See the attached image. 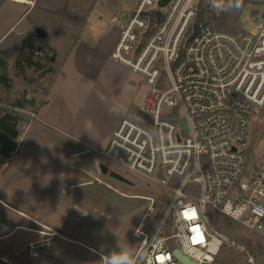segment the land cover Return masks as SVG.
Masks as SVG:
<instances>
[{"label": "built area", "instance_id": "1", "mask_svg": "<svg viewBox=\"0 0 264 264\" xmlns=\"http://www.w3.org/2000/svg\"><path fill=\"white\" fill-rule=\"evenodd\" d=\"M160 1L135 0L121 24L111 58L141 75L147 92L139 116L121 121L103 154L164 189L137 197L148 205L133 233L136 264H183L177 249L216 264L226 245H239L212 213L264 238V133L259 147L250 143L251 123L264 127V11L234 35L199 23L198 0ZM196 23L200 33L189 41Z\"/></svg>", "mask_w": 264, "mask_h": 264}, {"label": "rangeland", "instance_id": "2", "mask_svg": "<svg viewBox=\"0 0 264 264\" xmlns=\"http://www.w3.org/2000/svg\"><path fill=\"white\" fill-rule=\"evenodd\" d=\"M95 1L80 0L82 10ZM202 1L198 0L199 7L201 3L209 6L208 0ZM134 7L135 0H100L96 13L97 16L103 14L102 23L115 31L125 20V14L131 13ZM22 8L24 17L9 31L2 45V48L7 47L5 57L10 81L7 86L0 83V118L6 114L14 115L19 137L18 147L10 158L0 155V176L13 167L22 170L16 203L0 204L1 217L11 224L7 232L0 234V264H101V257L94 251L107 254L113 249L132 256L136 247L133 233L148 205L146 200L137 197H157L164 189L154 180L128 171L103 152L108 149L121 121L139 116L147 92L146 81L110 58L104 64L105 72L99 80L77 76L65 85L59 80L55 89H64L66 103H55L51 98L54 103L49 109L51 120H57L58 125L43 123L41 112L38 111L37 117L36 112L45 102L55 65L49 60L51 51L46 43L55 40L62 53H68L71 50L69 42L75 36L65 38L67 31L58 26L59 20L45 17L43 23L55 30L59 27L60 34L55 39L51 36L42 41L48 57L36 56L35 52L42 50L41 47L27 45L25 50L26 59L31 56L35 61L44 62L45 67L40 70L30 68L25 58L17 67L16 49L8 43L24 28L30 29L33 23L41 22L36 18L38 10L27 12L28 7ZM259 9L264 11V0H250L236 17V31L228 33L240 35L253 28L251 18ZM213 13L215 20L210 25L216 29L224 13ZM112 19L115 21L111 22ZM72 33L75 35L77 31ZM66 55L62 54L57 65L65 61ZM0 58L5 59L1 52ZM72 67L70 62L66 69L72 73ZM51 89L53 91V87ZM263 133L264 127L252 122L250 143L259 147ZM73 150L89 152L74 157L71 156ZM99 163L127 177L134 185L101 174ZM211 216L239 245H226L216 264H249V256L256 264H264V238L261 235L237 222L229 225L228 220L217 213ZM22 226L42 233L18 229ZM42 241L49 243L45 250L41 247L32 250V243Z\"/></svg>", "mask_w": 264, "mask_h": 264}, {"label": "crops", "instance_id": "3", "mask_svg": "<svg viewBox=\"0 0 264 264\" xmlns=\"http://www.w3.org/2000/svg\"><path fill=\"white\" fill-rule=\"evenodd\" d=\"M27 1L30 3H23L19 0H3L0 4V52L5 58L4 60L7 62L5 57L7 47L2 48V45L5 44L3 40L14 25L24 17L25 13L23 12L22 7H28L27 12L30 10H38V16L36 18L41 22L33 23L30 29L29 27L24 28L17 37L8 43L9 45H13L16 49L15 59L19 57L23 48L27 47V45L41 47L43 50L42 41L47 40L51 36L55 39L59 34V27L67 31L64 35L65 38L75 36L74 40H70L69 42L71 43V50L68 53L64 51L62 53V50L57 46L55 40L52 41L51 44L46 43L50 48V51L51 49L56 50L57 60L54 62V67H52L54 68L53 77L48 85L46 95L44 96L45 102L38 108L36 117L38 111H40L44 117V120H42L43 123L58 125L57 120H51L49 112L52 103H66L64 89H55L58 81L60 80L62 84L65 85L70 82V79L76 78L77 76L88 77L92 80L98 78L97 80H99L105 72L103 68L104 64H107L110 61V55L117 44L121 32V26L115 31L106 28L105 24L102 23L105 16L103 14L97 16L96 13L97 4L100 0H96L88 9L86 8L83 10L80 0ZM48 16L51 18L55 17L59 20V27L58 29L56 28L57 30H55V28H50L43 23V21H46L45 17ZM74 16L75 20H72V17ZM126 16L127 13L125 14V18ZM114 21L115 19L111 20V22ZM72 31H77V34L74 35ZM65 53L67 54L65 61L61 63V65H57L62 58V54L65 55ZM70 62L72 66H74L72 67V69L74 68L72 73L66 69ZM52 87L53 91H51ZM47 95H50V97L46 98ZM55 97L56 100H54ZM51 98L54 102H51ZM31 128H33V122L31 123ZM39 128H37V130H39ZM39 131L42 130L40 129ZM42 133L44 134V132ZM86 151L88 150H73L71 151V156L77 157L78 155L84 154ZM20 170H22V168L13 167L12 169L7 170V172H4V176H0V200L6 201H3L4 205H6L8 201L12 203H16L17 201V189L19 188L18 185H20L19 179H21ZM0 221L10 224V222L3 220L2 217L0 218Z\"/></svg>", "mask_w": 264, "mask_h": 264}, {"label": "trees", "instance_id": "4", "mask_svg": "<svg viewBox=\"0 0 264 264\" xmlns=\"http://www.w3.org/2000/svg\"><path fill=\"white\" fill-rule=\"evenodd\" d=\"M205 1V0H203ZM202 1V2H203ZM250 0H244L243 6L238 11H232L224 13L222 19L217 23L216 29L220 31L232 32L236 31L237 15L241 13L242 9L249 3ZM215 20L213 11L210 10L209 6H204L202 3L199 7L198 19L199 23H209ZM24 47L19 57L16 60V66H21L24 58L26 59V50ZM27 66L34 67L37 70L45 67L42 61H35L33 57L27 58ZM8 63L0 58V83L7 86L9 84V77L7 75ZM17 118L14 115L6 114L0 118V155L7 159L10 158L18 147L17 139L19 137V131L16 128Z\"/></svg>", "mask_w": 264, "mask_h": 264}, {"label": "clouds", "instance_id": "5", "mask_svg": "<svg viewBox=\"0 0 264 264\" xmlns=\"http://www.w3.org/2000/svg\"><path fill=\"white\" fill-rule=\"evenodd\" d=\"M244 0H208L209 7L217 14L238 11L243 6ZM103 101L104 97L101 95ZM101 264H136L134 258L127 252L120 249H113L103 254Z\"/></svg>", "mask_w": 264, "mask_h": 264}, {"label": "water", "instance_id": "6", "mask_svg": "<svg viewBox=\"0 0 264 264\" xmlns=\"http://www.w3.org/2000/svg\"><path fill=\"white\" fill-rule=\"evenodd\" d=\"M168 2H169V0H161L159 4L161 7H164ZM156 15L159 19L162 16V13L157 12ZM194 29H195V31L191 35V37L189 38V41H192L195 38V36L200 33V30H201L200 25L198 23H196L194 25ZM49 58H50L49 60L51 63L56 62V60H57L56 50L51 49V53L49 55ZM183 126L185 129H187L185 121L183 123ZM99 170H100L101 174L109 176L112 179L118 180L120 182L129 184V185H134V183L131 180H129L127 177H125L122 174L110 169L109 166H107L104 163H99ZM159 175H160V177H162V172H160ZM40 249L45 250V247L42 246ZM175 255L183 262V264H197V263L193 262L192 260H190L187 256L183 255L182 252L178 249L175 250Z\"/></svg>", "mask_w": 264, "mask_h": 264}, {"label": "bare ground", "instance_id": "7", "mask_svg": "<svg viewBox=\"0 0 264 264\" xmlns=\"http://www.w3.org/2000/svg\"><path fill=\"white\" fill-rule=\"evenodd\" d=\"M19 1H21L23 3H30L27 0H19ZM10 228L11 227H10V225L8 223L0 221V234L7 232ZM18 229H23V230H26V231H31V232H36V233H42V232H38L39 230H35V229L29 228V227H24V226L19 227ZM54 235H56V233H54Z\"/></svg>", "mask_w": 264, "mask_h": 264}]
</instances>
